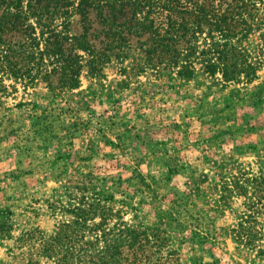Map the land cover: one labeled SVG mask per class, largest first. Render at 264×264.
<instances>
[{
	"label": "rangeland",
	"instance_id": "rangeland-1",
	"mask_svg": "<svg viewBox=\"0 0 264 264\" xmlns=\"http://www.w3.org/2000/svg\"><path fill=\"white\" fill-rule=\"evenodd\" d=\"M70 28L79 29L76 18ZM144 38L130 36L120 57L95 72L82 61L74 88L54 75L45 80L53 68L47 60L34 82L13 90L4 80L0 264H31L33 256L54 264L32 246L40 235L31 231L49 235L70 216L48 208L59 197L67 209L100 190L121 201L113 205L125 221L164 230L180 264H208L214 256V264H250L230 231L249 213L244 198L228 208L218 199L228 195L224 183L264 178V35L239 38L255 77L227 82L203 71L197 53L189 56V78L173 65L153 67L144 60Z\"/></svg>",
	"mask_w": 264,
	"mask_h": 264
},
{
	"label": "trees",
	"instance_id": "trees-1",
	"mask_svg": "<svg viewBox=\"0 0 264 264\" xmlns=\"http://www.w3.org/2000/svg\"><path fill=\"white\" fill-rule=\"evenodd\" d=\"M92 15L99 26L92 25ZM75 18L79 29L72 31ZM255 31L264 35V0H0V98L8 94L5 79L13 81V90L18 82H34L45 60L53 65L44 71L45 80L54 75L61 86L74 88L82 61L91 72L99 70L120 57L132 35L145 36L140 43L146 45L144 60L153 67L173 65L178 75L189 78L195 70L189 56L197 53L208 75L219 72L225 82L251 81L255 68L238 43ZM183 51L186 55L179 58ZM222 189L228 193L218 199L222 208L243 197L249 211L230 230L235 247L249 254L250 264L263 263L264 178L236 179L232 188L224 183ZM91 194H82L67 209L59 197L57 206L48 208L70 216L49 235L31 231L40 235L31 242L46 262L180 264L164 230L125 221L123 208L113 205L121 201L111 193ZM28 262L37 264L38 258Z\"/></svg>",
	"mask_w": 264,
	"mask_h": 264
}]
</instances>
